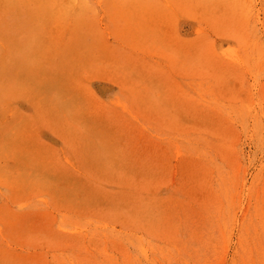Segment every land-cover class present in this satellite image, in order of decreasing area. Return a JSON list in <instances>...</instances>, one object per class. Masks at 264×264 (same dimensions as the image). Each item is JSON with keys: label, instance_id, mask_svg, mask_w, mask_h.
Segmentation results:
<instances>
[{"label": "rangeland", "instance_id": "1", "mask_svg": "<svg viewBox=\"0 0 264 264\" xmlns=\"http://www.w3.org/2000/svg\"><path fill=\"white\" fill-rule=\"evenodd\" d=\"M187 263L264 264V0H0V264Z\"/></svg>", "mask_w": 264, "mask_h": 264}, {"label": "bare ground", "instance_id": "2", "mask_svg": "<svg viewBox=\"0 0 264 264\" xmlns=\"http://www.w3.org/2000/svg\"><path fill=\"white\" fill-rule=\"evenodd\" d=\"M6 1H7V0H6ZM47 1H48V0H47ZM78 1H79V0H78ZM108 1H109V0H108ZM35 2H36V1H35ZM137 2H138V1H137ZM108 4H109V3H108ZM110 4H111V3H110ZM46 5H47V4H46ZM130 5H131V4H130ZM42 7H43V6H42ZM58 9H59V8H58ZM89 9H90V8H89ZM137 10H138V9H137ZM143 11H144V10H143ZM73 12H74V11H73ZM156 12H157V11H156ZM126 13H127V12H126ZM165 13H166V12H165ZM123 14H124V13H123ZM11 15H12V14H11ZM11 15H10V16H11ZM72 17H73V16H72ZM146 17H147V16H146ZM146 17H145V18H146ZM149 17H150V16H149ZM149 17H147L146 19L148 20ZM159 17H160V16H159ZM70 18H71V17H70ZM76 18H79V17H76ZM153 19H154V18H153ZM70 20H71V19H70ZM150 20H151V19H150ZM154 20H155V19H154ZM139 21H140V20H139ZM141 21H142V20H141ZM145 21H146V20H145ZM148 21H149V20H148ZM149 22H151V21H149ZM75 23H76V22H75ZM146 23H147V21L145 22V24H146ZM155 23H156V22H155ZM161 23H162V22H161ZM60 24H61V23H60ZM77 24H78V23H77ZM140 24H141V23H140ZM145 24H144V25H145ZM151 24H152V23H151ZM73 25H74V24H73ZM134 25L136 26V24H134ZM132 26H133V25H132ZM132 26L129 25L128 27H132ZM172 27H173V26H172ZM132 28H133V27H132ZM135 28H136V27H135ZM138 28H139V27H138ZM138 28H137V29H138ZM130 29H131V28H130ZM133 29H134V28H133ZM143 29H145V28H143ZM127 30H128V29H126V31H127ZM135 32H136V31H135ZM60 33H61V32H60ZM124 33H125V32H124ZM128 33H130V32H128ZM128 33H127V34H128ZM58 34H59V33H58ZM136 34H137V33H136ZM141 34H142V33H141ZM77 35H78V34H77ZM124 35H125V34H124ZM131 35H134V32H133V34H131ZM142 35H143V34H142ZM69 36L71 37V35H69ZM122 36H123V35H122ZM137 36H138V34H137ZM57 37H58V36H57ZM70 37H69V38H70ZM74 37H75V35H74ZM141 37H142V36H141ZM141 37H140V39H141ZM58 38H59V37H58ZM121 38H123V37H121ZM128 38H129V37H128ZM130 38H132V37H130ZM143 38H144V36H143ZM145 38H146V37H145ZM145 38H144V39H145ZM72 39H73V38H72ZM102 39H103V38H102ZM178 39H179V38H178ZM138 40H139V39H138ZM73 41H74V40H73ZM181 41H182V40H181ZM67 42H68V41H67ZM69 42H70V41H69ZM131 42H132V41H130V43H131ZM138 42H139V41H138ZM141 42H142V41H141ZM153 42H154V41H153ZM4 43H5V42H4ZM64 43H65V42H64ZM179 43H180V42H179ZM67 44H68V43H67ZM131 44H133V42H132ZM182 44H183V43H182ZM62 45H63V44H62ZM68 45H70V44H68ZM175 45H176V44H175ZM64 46H65V45H64ZM183 46H184V45H183ZM183 46H182V47H183ZM12 47H13V46H12ZM20 47H21V46H20ZM20 47H19V49H21ZM26 47H27V46H26ZM178 47H179V46H178ZM24 48H25V47H24ZM29 48H30V47H29ZM62 48H63V47H62ZM95 48H96V47H95ZM95 48H94V49H95ZM140 48H141V47H140ZM186 48H188V47H186ZM189 48H190V47H189ZM13 49H14V47H13ZM22 49H23V48H22ZM103 49H104V48H103ZM183 49H185V48H183ZM190 49H191V48H190ZM190 49H189V50H190ZM14 50H15V49H14ZM16 50H17V49H16ZM23 50H24V49H23ZM25 50H26V49H25ZM179 50H180V49H179ZM27 51H28V50H27ZM27 51H26V52H27ZM31 51H32V50H31ZM14 52H15V51H14ZM20 52H21V51H20ZM22 52H23V51H22ZM192 52H193V51H192ZM27 53H28V52H27ZM27 53H26V54H27ZM12 54H13V53H12ZM20 54H21V53H20ZM26 54H25V55H26ZM28 54H29V53H28ZM1 55H2V54H1ZM36 55H37V54H36ZM96 55H97V54H96ZM122 55H123V53H122ZM191 55H193V54L191 53ZM13 56H14V55H13ZM20 56H21V55H20ZM186 56H187V55H186ZM188 56H189V55H188ZM188 56H187V59H188ZM11 57H12V55H11ZM21 57H22V56H21ZM21 57H20V58H21ZM27 57H28V56H27ZM93 57H94V53H93ZM3 58H5V57H3ZM14 58H15V60H17L16 57H14ZM22 58H24V57H22ZM91 58H92V57H90L89 59L87 58V60H90ZM95 58H96V57H95ZM5 59H6V58H5ZM18 59H19V58H18ZM29 59H30V58H29ZM54 59H55V58H54ZM54 59H53V60H54ZM187 59H186V60H187ZM7 60H8V59H7ZM56 60H57V59H56ZM56 60H55V61H56ZM93 60H94V58H93ZM8 61H9V60H8ZM31 61H34V60H31ZM98 61H99V59H98ZM100 61H101V60H100ZM181 61H182V60H181ZM6 62H7V61H6ZM10 62H11V61H10ZM10 62H9V63H10ZM85 62H86V61H85ZM88 62H89V61H88ZM92 62H94V61H92ZM11 63H14V61L11 62ZM1 64H2V63H1ZM50 64H51V63H50ZM50 64H49V65H50ZM79 64H80V63H79ZM87 64H88V63H87ZM90 64H91V63H90ZM130 64H131V63H130ZM4 65H6V64H4ZM7 65H8V66H6V67H9V64H8V63H7ZM55 65H56V64H55ZM60 65H61V64H60ZM91 65H92V64H91ZM185 65H186V64H185ZM15 66H16V65H15ZM61 66H62V65H61ZM72 66H73V65H72ZM72 66H71V67H72ZM13 67H14V66H13ZM13 67H12V68H13ZM53 67H54V66H53ZM58 67H60V66L58 65ZM69 67H70V66H69ZM71 67H70V68H71ZM12 68H11V69H12ZM44 68H45V67H44ZM47 68H49V67H47ZM70 68H67V69L69 70ZM72 68H73V67H72ZM82 68H83V67H82ZM90 68L92 69V66H91ZM102 68H103V67H102ZM51 69H52V67H51ZM51 69H50V70H51ZM54 69H55V68H54ZM84 69L86 70V67L83 68V70H84ZM87 69H88V68H87ZM48 70H49V69H48ZM50 70H49V72H50ZM56 70L58 71V73H60V72H59V71H60L59 69L56 68L55 71H56ZM81 70H82V69H81ZM85 70H84V71H85ZM88 70L90 71V69H88ZM99 70H100V69H99ZM71 71H72V70H71ZM74 71H75V70H74ZM100 71H101V70H100ZM100 71H98V72H100ZM62 72H63V69H62ZM65 72H66V70H65ZM90 72H91V71H90ZM52 73H53V72H52ZM68 73H69V75H70L71 72H68ZM68 73H67V74H68ZM88 73H89V72H88ZM101 73H102V71H101ZM10 74H11V73H10ZM81 74H82V73H81ZM85 74H86V73H85ZM92 74H93V72H92ZM96 74H98L97 71H96ZM21 75H22V74H21ZM40 75H41V74H40ZM64 75H65V74H64ZM90 75H91V74H90ZM93 75H94V74H93ZM102 75H103V74H102ZM8 76H9V75H8ZM22 76H23V75H22ZM75 76H76V75H75ZM99 76H100V75L98 74V77H99ZM80 77H82V75H81ZM91 77H92V76H91ZM95 77H96V75H95ZM84 78L86 79V77H83V79H84ZM96 78H97V77H96ZM118 78H119V77H118ZM71 79H72V78H71ZM87 79H90V78H87ZM72 80H73V79H72ZM122 80H123V79H122ZM36 81H37V80H36ZM86 81H87V80H86ZM92 81H93V80H92ZM88 82H91V81H88ZM114 83H115V82H114ZM81 84H82V83H81ZM89 84H90V83H89ZM66 85H67V84H66ZM87 85H88V84H87ZM87 85H85V86H87ZM13 86H14V85H13ZM76 86H77V85H76ZM82 86H83V85H82ZM82 86H80L81 89H84V90H85V88H82ZM10 87H11V86H10ZM77 87H78V86H77ZM119 89H120V88H119ZM84 90H83V91H84ZM97 91H98V90H97ZM61 92H62V91H61ZM63 92H64V91H63ZM84 92H85V91H84ZM84 92H83V93H84ZM125 92H127V91H125ZM128 93H129V92H128ZM131 93H132V92H131ZM84 94H85V93H84ZM84 94H83V96H84ZM86 94H87V92H86ZM145 95H146V94H145ZM149 95H150V94H149ZM87 96H88V95H87ZM147 96H148V95H147ZM67 97H68V96H67ZM85 97H86V96H85ZM65 98H66V97H65ZM87 98L89 99V97H87ZM101 98H102V97H101ZM101 98H100V99H101ZM128 98H129V97H128ZM136 98H137V97H136ZM142 98H146V97L144 96V97H142ZM80 99H81V98H78V100H80ZM85 99H86V98H85ZM88 99H86V100H88ZM126 99H127V98H126ZM140 99H141V98H140ZM140 99H139V100H140ZM150 99H151V98H150ZM78 100H76V101H78ZM81 100H82V99H81ZM81 100H80V103H81ZM89 100H90V99H89ZM89 100H88V101H89ZM141 100H142V99H141ZM141 100H140L139 102H138V101H137V102L140 103ZM173 100H174V99H173ZM82 101H83V100H82ZM91 101H92V100H91ZM102 101H103V100H102ZM107 101H108V100H107ZM107 101H106V102H107ZM122 101H123V100H122ZM53 102H54V101H53ZM110 102H111V101H110ZM120 102H121V101H120ZM153 102H154V100H153ZM35 103H36V102H35ZM78 103H79V102H78ZM78 103H77V104H78ZM80 103H79V104H80ZM82 103H83V102H82ZM90 103L92 104L93 101L90 102ZM97 103H98V101H96V104H97ZM118 103H119V102H118ZM154 103H155V102H154ZM173 103H174V102H173ZM176 103H177V101H176ZM86 104H87V103H86ZM96 104H95V105H96ZM126 104H127V102H126ZM143 104H144V103H143ZM146 104H147V103H145V105H146ZM80 105H81V104H80ZM84 105H85V103H84ZM92 105H93V104H92ZM108 105H109V104H108ZM117 105H118V104H117ZM147 105H148V104H147ZM156 105H157V103H156ZM65 106H66V103H65ZM81 106H82V105H81ZM118 106H119V105H118ZM127 106H128V105H127ZM127 106H126V107H127ZM154 106H155V104H154ZM90 107H91V106H90ZM94 107H96V106H94ZM126 107H125V108H126ZM128 107H129V106H128ZM141 107L143 108V106H141ZM60 108H61V107H60ZM115 108H116V106H115ZM142 108H141V109H142ZM144 108H145V106H144ZM149 108H150V106H149ZM33 109H34V107H33ZM79 109H80V108H79ZM82 109H83V108H82ZM94 109H95V108H94ZM94 109H92V110H94ZM100 109H101V108H100ZM120 109H121V108H120ZM147 109H148V108H147ZM147 109H146V110H147ZM163 109H165V108H163ZM175 109H176V108H175ZM66 110H67V109H66ZM84 110H86V107H85V106H84L83 111H84ZM95 110H97V109H95ZM149 110H150V109H149ZM166 110H167V108H166ZM170 110H171V108H170ZM88 111H89V110H88ZM102 111H104V109H103ZM161 111L163 112V110H160V112H161ZM35 112H36V111H35ZM38 112H39V111H38ZM46 112H47V111H46ZM46 112H45V114H46ZM91 112H93V111H91ZM121 112H122V110H121ZM128 112L131 114L130 111H128ZM128 112H127V113H128ZM140 112H141V111H140ZM142 112H144V111H142ZM166 112H167V111H166ZM173 112H174V111H173ZM123 113H124V112H123ZM144 113H145V112H144ZM152 113H153V111H152ZM157 113H158V112H157ZM184 113H185V112H184ZM184 113H183V114H184ZM188 113H189V112H188ZM188 113H187V114H188ZM34 114H35V113H34ZM38 114H39V113H38ZM38 114H36V115H38ZM41 114H42V113H41ZM41 114H40V115H41ZM63 114H65V113H63ZM66 114H67V113H66ZM161 114H162V113H161ZM169 114H170V113H169ZM173 114H174V113H173ZM173 114H172V115H173ZM102 115H103V113H102ZM132 115H133V114H132ZM149 115H150V113H149ZM152 115H153V114H152ZM152 115H151V117H152ZM162 115L165 116V114H162ZM167 115H168V114H167ZM170 115H171V114H170ZM170 115H168V116H166V117L170 118V117H171ZM45 116H46V115H45ZM61 116H62V115H61ZM157 116H160V115H157ZM157 116L155 115L154 118H157ZM169 116H170V117H169ZM173 116H174V115H173ZM173 116H172V117H173ZM64 117H65V116H64ZM64 117H63V118H64ZM115 117H116V116H115ZM149 117H150V116H149ZM166 117H165V119H166ZM174 117H175V116H174ZM40 118H42V116H41ZM100 118H103V117L100 116ZM100 118H99V119H100ZM131 118H132V117H131ZM136 118H137V117H136ZM158 118H160V117H158ZM158 118H157V119H158ZM48 119H49V118H48ZM92 119H94V117H93ZM92 119H90V120L92 121ZM97 119H98V117H97ZM97 119H95V120H97ZM113 119H114V118H113ZM134 119H135V118H134ZM161 119L163 120L164 118H161ZM172 119H173V118H172ZM182 119H183V117H182ZM37 120H38V119H37ZM41 120H42V119H41ZM43 120H45V119H43ZM43 120H42V121H43ZM46 120H47V119H46ZM50 120H51V119H49V120H47V121L49 122ZM52 120L54 121V119H52ZM104 120H106V119H104ZM122 120H123V119H122ZM173 120H174V119H173ZM38 121H39V120H38ZM62 121H64V120H62ZM71 121H72V120H70V122H71ZM98 121H100V120H98ZM133 121H134V120H133ZM167 121H168V120H167ZM169 121H170V120H169ZM54 122H55V121H54ZM94 122H96V121H94ZM165 122H166V120H165ZM172 122H173V121H172ZM62 123H63V122H62ZM66 123H67V122H66ZM96 123H97V122H96ZM127 123H128V122H127ZM173 123H174V122H173ZM175 123H176V122H175ZM111 124H112V123H110V125H111ZM125 124H126V123H125ZM151 124H152V123H151ZM165 124H166V123H165ZM56 125H57V124H56ZM69 125H70V124H69ZM77 125H78V124H77ZM93 125H94V124H93ZM110 125H109V126H110ZM114 125H115V124H114ZM161 125H162V124H161ZM167 125H168V123H167ZM169 125H171V123H170ZM79 126H80V125H79ZM115 126H116V128H118L117 125H115ZM115 126H114V127H115ZM173 126H175V125H173ZM176 126H177V125H176ZM50 127H51V126H50ZM60 127H62V126H60ZM64 127H66V125H64ZM67 127H69V126H67ZM72 127L75 128L76 126H72ZM121 127H122V126H121ZM142 127H143V126H142ZM38 128H39V127H38ZM42 128H43V127H42ZM42 128H41V129H42ZM56 128H57V126H56ZM78 128H79V127H78ZM122 128H123V127H122ZM144 128H145V127H144ZM167 128H168V126H167ZM169 128H170V126H169ZM59 129H60V128H59ZM64 129H66V128H64ZM64 129H63V130H64ZM75 129H76V128H75ZM75 129H74V130H75ZM81 129H83L82 126H81ZM119 129H120V127H119ZM52 130H53V129H52ZM60 130H61V129H60ZM67 130H69V129H67ZM112 130H113V128H112ZM117 130H118V129H117ZM120 130H121V129H120ZM149 130H150V129H149ZM71 131H72V128H71ZM77 131H78V130H77ZM81 131H83V130H81ZM118 131H119V130H118ZM118 131H117V132H118ZM151 131H152V130H151ZM151 131H150V132H151ZM174 131H175V129H174ZM174 131H173V132H174ZM176 131H177V130H176ZM38 132H39V131H38ZM60 132H62V131H60ZM74 132H76V131H74ZM74 132H73V133H74ZM49 133H50V132H49ZM65 133H66V132H65ZM77 133H78V132H77ZM111 133H112V132H111ZM111 133H110V134H111ZM115 133H116V132H115ZM115 133H114V134H115ZM66 134H67V133H66ZM66 134H65V135H66ZM79 134H80V133H79ZM114 134H113V135H114ZM150 134H152V133H150ZM62 135H64V132H63ZM72 135H73L72 138H74V137L77 138L76 136H74V134H72ZM152 135H155V134H152ZM67 136H68V135H67ZM70 136H71V135H70ZM70 136H69V137H70ZM77 136H78V135H77ZM79 136H80V135H79ZM109 136H110V135H109ZM109 136H108V138H110ZM81 137H82V136H81ZM83 137H84V136H83ZM40 138H41V137H40ZM58 138H59V136H58ZM63 138H64V137H63ZM72 138H70V139H72ZM75 138H74V139H75ZM165 138H166V137H165ZM65 139L68 140L69 138L67 137V138H65ZM80 139H81V138H80ZM158 139H159V137H158ZM166 139H167V138H166ZM72 140H73V139H72ZM102 140H103V139H102ZM49 141H50V140H49ZM73 141H74V140H73ZM80 142H81V141H79V143H80ZM82 142H84V141H82ZM96 142L98 143V141H96ZM160 142H161V141H160ZM160 142H159V143H160ZM59 143H60V142H59ZM68 143H69V142H68ZM76 143H77V142H76ZM114 143H115V142H114ZM114 143H113V144H114ZM161 143H162V142H161ZM163 143H164V142H163ZM167 143H168V142H167ZM71 144H72V143H71ZM77 144H78V143H77ZM42 145H43V144H42ZM58 145H59V144H58ZM84 145H85V143H84ZM115 145H116V144H114V146H115ZM165 145H166V143H165ZM47 146H48V145H47ZM73 146H74V144H73ZM75 146H76V144H75ZM77 146H78V145H77ZM50 147H51V146H50ZM56 147H57V146H56ZM119 147H120V145H119ZM60 148H61V147H60ZM81 148H82V146H81ZM95 148H96V146L94 147V149H95ZM116 148H118V147H116ZM51 149H52V148H50V150H51ZM88 149H89V148H88ZM94 149H93V151H95ZM98 149H99V148H98ZM119 149H120V148H119ZM121 149H122V148H121ZM121 149H120V151H121ZM50 150H49V152H50ZM53 150H54V149H53ZM82 150H85V149H82ZM82 150H81V151H82ZM99 150H100V149H99ZM112 150H113V149H112ZM114 150L116 151L115 148H114ZM54 151H55V150H54ZM72 151H73V150H72ZM87 151H89V150H87ZM101 151H102V150H101ZM120 151H119V154H120ZM44 152H45V150H44ZM51 152H52V151H51ZM51 152H50V154H51ZM98 152H99V151H98ZM102 152H103V151H102ZM81 153H82V152H81ZM86 153H87V152H86ZM88 153H90V155L93 154V153H91V150H90V152H88ZM88 153H87V154H88ZM95 153H97V152H95ZM95 153H94V154H95ZM100 153H101V152H100ZM116 153H117L116 155H119V154H118V150H117ZM122 153H123V150H122ZM54 154H55V153H54ZM54 154H53V155H54ZM87 154H86V155H87ZM62 155H63V153H62ZM99 155H100V154H99ZM105 155H106V154H105ZM55 156H56V154H55ZM55 156H54V158H55ZM93 156H95V155H93ZM100 156H103V154L100 155ZM120 156H121V155H120ZM122 156H123V155H122ZM51 157H52V155L49 157V159H50ZM86 157H87V156H86ZM89 157H91V156H89ZM96 157H97V155H96ZM96 157H95V160H96ZM54 158H52V160H53ZM56 158H57V157H56ZM60 158H61V157H60ZM83 158H85V157H83ZM93 158H94V157H93ZM102 158H104V157H102ZM114 158H115V156H114ZM116 158H117V157H116ZM119 158H123V157H119ZM119 158H118V159H119ZM47 159H48V158H47ZM66 159H67V158H66ZM86 159H88V158H86ZM97 159H99V158H97ZM158 159H160V158H158ZM55 160H56V159H55ZM68 160H69V159H68ZM99 160H100V159H99ZM99 160H98V161H99ZM120 160H121V159H120ZM125 160H126V159H125ZM53 161H54V160H53ZM57 161H58V160H57ZM57 161H56V162H57ZM100 161H102V160H100ZM100 161H99V162H100ZM109 161H110V158H109ZM156 161H157V160H156ZM60 162H61V160H60ZM67 162H68V161H67ZM73 162H74V161H73ZM99 162H97V164H98ZM107 162H108V161H107ZM116 162H117V161H116ZM140 162H141V161H140ZM68 163H69V162H68ZM70 163H71V162H70ZM85 163H86V162H85ZM93 163H94V162H93ZM100 163H101L100 165H103L102 162H100ZM119 163H120V162H119ZM127 163H128V162H127ZM157 163H158V162H157ZM91 164H92V162H91ZM117 164H118V163H117ZM123 164H124V163H123ZM123 164H122V166H120V167H123V166H124ZM135 164H136V163H135ZM150 164H151V163H150ZM53 165H54V164H53ZM55 165H56V164H55ZM57 165H58V164H57ZM94 165L96 166V164H94ZM108 165H109V162H108ZM137 165H138V164H137ZM148 165H149V164H148ZM59 166H60V165H59ZM59 166H57L56 169H57ZM65 166H66V165H65ZM67 166H68V165H67ZM92 166H93V165H92ZM104 166H105V165H104ZM104 166H102V171H103V169H104V168H103ZM116 166H118V165H116ZM140 166H141V165H140ZM96 167H97V166H96ZM143 167H144V166H143ZM59 168H60V167H59ZM66 168H68V167H66ZM72 168L74 169L73 166H72ZM99 168H100V166H99ZM109 168H110V167H109ZM113 168H114V166H112V169H113ZM125 168H127V166H126ZM52 169H53V167H52ZM105 169L107 170L108 168L105 167ZM114 169H115V168H114ZM116 169H117V168H116ZM119 169H120V168H119ZM123 169H124V168H123ZM149 169H150V168H149ZM62 170H63V169H62ZM97 170H98V169H97ZM109 170H111V169H109ZM127 170H129V169H127ZM131 170H132V169L130 168V172H131ZM147 170H148V168H147ZM64 171H65V170H64ZM64 171H63V172H64ZM67 171H68V170H67ZM69 171H70V170H69ZM78 171H79V170H78ZM99 171H100V169H99ZM99 171H98V172H99ZM113 171H114V170H113ZM133 171H135V170H133ZM197 171H198V169H197ZM51 172H52V171H51ZM76 172H77V171H76ZM96 172H97V171H96ZM114 172L116 173V171H114ZM128 172H129V171H128ZM128 172H127V173H128ZM145 172H146V171H145ZM145 172H144V174H145ZM53 173H54V172H53ZM64 173H65V172H64ZM77 173H78V172H77ZM149 173H150V171H149ZM78 174H79V173H78ZM81 174H82V172H81ZM128 174H129V173H128ZM132 174H133V173H132ZM137 174H139V172H138ZM55 175H56V174H55ZM141 175H142V174L140 173V177H142ZM146 175H148V174H146ZM146 175H145V176H146ZM85 176H86V175H85ZM145 176H143V177H145ZM69 177H70V176H69ZM134 177H135V174H134ZM146 177H151V176L149 175V176H146ZM71 178H72V177H71ZM71 178H70V179H71ZM86 178H88V177H86ZM113 178H114V177H113ZM152 178H153V177H152ZM78 179L80 180V178H78ZM138 179H139V178H138ZM72 180H73V179H72ZM83 180H84V178H83ZM134 180H135V179H134ZM158 180H159V179H158ZM76 181H77V178H76ZM92 181H93V179H92ZM44 182H46V181H44ZM85 182H86V181H85ZM85 182H83V183L85 184ZM51 183H53V182H51ZM77 183H78V181H77ZM80 183H81V182H80ZM83 183H82V184H83ZM148 183H149V182H148ZM44 184H45V183H44ZM140 184H141V183H140ZM151 184H152V183H151ZM153 184H154V183H153ZM46 185H47V184H46ZM53 185H54V184H53ZM73 185H74V184H73ZM90 185H91V184H90ZM78 186H79V184H78ZM80 186H81V185H80ZM143 186H144V185H143ZM41 187H42V186H41ZM61 187H62V186H61ZM74 187H75V186H74ZM74 187H73V188H74ZM84 187H86V186H84ZM84 187L81 186V188H84ZM79 188H80V187H79ZM86 188H87V187H86ZM27 189H28V188H27ZM35 189H37V188H35ZM42 189H43V188H42ZM50 189H51V188H50ZM66 189H67V188H66ZM87 189L89 190V188H87ZM90 189H91V187H90ZM152 189H153V188H152ZM21 190H23V188H22ZM51 190H52V189H51ZM51 190H50V192H51ZM75 190H76V189H74V191H75ZM148 190H149V189H148ZM54 191H55V190H54ZM76 191H77V190H76ZM84 191H86V190L84 189ZM91 191H92V190H91ZM91 191H90V192H91ZM50 192H49V193H50ZM55 192H57V191H55ZM71 192H73V189H71ZM90 192L86 191V193H88V194H89ZM97 192H98V191H97ZM39 193H40V192H39ZM43 193H44V192H43ZM62 193H63V192H62ZM117 193H118V192H117ZM45 194H48V192L45 193ZM52 194H53V193H52ZM75 194H76V193H75ZM83 194H84V193H83ZM88 194H87V195H88ZM118 194H119V193H118ZM39 195H41V194H39ZM62 195H63V194H62ZM89 195H90V194H89ZM92 195H96V196H98L99 194H96V192H95V194L92 193L91 196H90L91 199H92V198H93V199H94V198L97 199L96 196L92 197ZM150 195H151V194H150ZM155 195H156V194H155ZM157 195H158V194H157ZM157 195H156V196H157ZM56 196H57V193H56ZM56 196L54 195V197H56ZM72 196H73V195H72ZM85 196H86V194H85ZM103 196L105 197V195H103ZM114 196L116 197L115 194H114ZM144 196H145V195H144ZM57 197H58V196H57ZM145 197H146V196H145ZM83 198H84V197H83ZM87 198H89V197H87ZM98 198H100V197L98 196ZM101 198H102V197H101ZM107 198H108V197H107ZM147 198H148V197H147ZM56 199H57V198H56ZM56 199H55V200H56ZM59 199H60V198H59ZM59 199H58L57 201H59ZM142 199H143V198H142ZM150 199H151V198H150ZM158 199H159V198H158ZM64 200H66V199H64ZM69 200H70V199H68V202L71 201V200H70V201H69ZM78 200L80 201V198H79ZM86 200H87V199H86ZM88 200H89V199H88ZM88 200H87V201H88ZM66 201H67V200H66ZM74 201H75V199H74ZM74 201L72 200L71 203L74 202ZM97 201H99V199H98ZM105 201H106V200H105ZM54 202H55V201H54ZM59 202H60V201H59ZM68 202H67V203H68ZM77 202H78V201H77ZM80 202H82V200H81ZM84 202H85V201H84ZM145 202H147V201H145ZM152 202H153V201H152ZM156 202H157V201H156ZM159 202H160V200H159L157 203H159ZM57 203H58V202H57ZM74 203H75V202H74ZM74 203H73V204H74ZM86 203H90V202H86ZM92 203H93V202H92ZM107 203H108V202H107ZM163 203H164V202H163ZM64 204H65V203H64ZM64 204H62V205L65 207ZM83 204H84V203H83ZM159 204H160V203H159ZM62 205H61V202H60V206H62ZM123 205H124V204H123ZM156 205H157V204H156ZM70 206H71V205H70ZM82 206H84V205H82ZM88 206H90V205H88ZM88 206H87V207H88ZM93 206H94V205H93ZM160 206H161V205H160ZM160 206H159V208H160ZM73 207H76V208H77V207H80V205H79V206H73ZM90 207H91V206H90ZM141 207H142V206H141ZM148 207H149V206H148ZM148 207H147V208H148ZM68 208H69V207H68ZM70 208H71V207H70ZM70 208H69V209H70ZM83 208H84V207H83ZM88 208H89V207H88ZM165 208H166V206H165ZM61 210H62V209H61ZM74 210H75V209H74ZM148 210H149V209H148ZM52 211H54V210H52ZM67 211H68V209H67ZM75 211L78 212L79 210H75ZM144 211H146V210H144ZM76 212H75V213H76ZM82 212H83V210H82ZM150 212H151V210H150ZM157 212H159V211H157ZM55 213H56V212H55ZM52 214H53V213H52ZM60 214H61V213H60ZM148 214H149V213H148ZM54 215H55V214H54ZM56 215H57V213H56ZM65 215H66V214H65ZM69 215L71 216V214H69ZM146 215H147V214H146ZM149 215H150V214H149ZM151 215H152V213H151ZM155 215H156V214H155ZM164 215H166V214H164ZM63 216H64V215H63ZM75 216H76V214H75ZM78 216H79V215H78ZM152 216H154V215H152ZM156 216H157V215H156ZM73 217H74V216H73ZM147 217H148V216H147ZM78 218H80V217H78ZM121 218H122V217H120L119 219H121ZM144 218H146V216H144ZM151 218H152V217H150V219H151ZM153 218H154V217H153ZM56 219H57V218H56ZM122 219H123V218H122ZM125 219H126V218H125ZM177 219H178V218H177ZM140 220H142V219H140ZM155 220H156V218H155ZM155 220H154V222H155ZM96 221L99 222L100 220H96ZM123 221H124V220H123ZM142 221H143V220H142ZM142 221H140V222H142ZM152 221H153V220H152ZM87 223H88V221H87ZM89 223H90V222H89ZM104 223H105V225H106V222H104ZM124 223H125V221H124ZM124 223H123V224H124ZM57 224H58V223H57ZM107 224H108V223H107ZM124 225H125V224H124ZM143 225H145V224H143ZM56 226H57V225H56ZM93 226H94V225H93ZM107 226H108V225L104 226V228L107 227ZM112 226H113V225H112ZM60 227H61V226H60ZM114 227H115V226H114ZM78 228H79V227H78ZM86 228H87V227H86ZM93 229H94V228H93ZM62 230H63V229H62ZM62 230H61V231H62ZM79 230H80V229H79ZM116 230H117V229H116ZM123 230H124V229H123ZM63 231H66V229L63 230ZM69 231H71V229H70ZM77 231H78V230H77ZM119 231H120V230H119ZM187 231H188V230H187ZM75 232H76V230H75ZM84 232H85V231H84ZM104 232H105V231H104ZM104 232H102V233H104ZM130 232H131V231H130ZM134 232H136V231H134ZM77 233H78V232H77ZM86 233H87V232H86ZM73 234H74V233H73ZM80 234H81V233H80ZM124 234H125V233H124ZM142 234H143V233H142ZM198 234H199V233H198ZM89 235H90V234H89ZM91 235L93 236V234H91ZM102 235H103V234H102ZM143 235H144V234H143ZM196 235H197V234H196ZM200 235H201V234H200ZM205 235H206V234H205ZM119 236H120V235H119ZM140 236H141V235H140ZM82 237H83V236H82ZM137 237H138V236H137ZM195 237H196V236H195ZM83 238H84V237H83ZM113 238H114V237H113ZM140 238H141V237H140ZM193 238H194V237H193ZM144 239H145V238H144ZM197 239H198V238H197ZM147 240H148V239H147ZM193 241L195 242V240H193ZM197 241H198V240H196V242H197ZM197 244H198V242H197ZM202 244H203V243H202ZM210 244H211V242H210ZM165 245H166V244H165ZM168 245H169V244H168ZM90 246H91V245H90ZM116 246H117V244H116ZM137 246L139 247V252L141 253V255L144 256L145 258H147V257H148V255H147V252H148V251H146V248H143V245H142V243H141L139 240H138V242H137ZM169 246H170V245H169ZM96 247H97V246H96ZM174 247H175V246H174ZM198 247H199V246H198ZM150 248H151V247H150ZM172 248H173V247H172ZM175 248H176V247H175ZM151 250H152V249H151ZM167 251H168V250H167ZM151 252H152V251H151ZM57 255H58V254H57ZM113 255H114V254H113ZM188 256H189V255H188ZM119 257H120V256H119ZM69 259H70V258H69ZM187 264H188V263H187Z\"/></svg>", "mask_w": 264, "mask_h": 264}]
</instances>
